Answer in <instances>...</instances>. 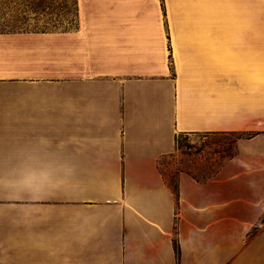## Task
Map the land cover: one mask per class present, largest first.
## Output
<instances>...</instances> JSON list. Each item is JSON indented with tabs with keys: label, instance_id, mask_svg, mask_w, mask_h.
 Returning a JSON list of instances; mask_svg holds the SVG:
<instances>
[{
	"label": "crops",
	"instance_id": "1",
	"mask_svg": "<svg viewBox=\"0 0 264 264\" xmlns=\"http://www.w3.org/2000/svg\"><path fill=\"white\" fill-rule=\"evenodd\" d=\"M207 3L76 0L72 25L0 29V264H264V32L250 9L213 31ZM208 131L255 134L177 199L158 161Z\"/></svg>",
	"mask_w": 264,
	"mask_h": 264
},
{
	"label": "rangeland",
	"instance_id": "2",
	"mask_svg": "<svg viewBox=\"0 0 264 264\" xmlns=\"http://www.w3.org/2000/svg\"><path fill=\"white\" fill-rule=\"evenodd\" d=\"M12 1V0H11ZM201 1V0H200ZM204 2H213V11L215 12L207 21V27L221 29L225 34H228L229 29L234 25L240 26L239 33L248 32V10L252 11V27L256 32H264V0H202ZM6 5V4H2ZM208 5V3H207ZM10 7H15V10L6 13H0V22H15L13 24H0V29H12L19 27H41L52 28L68 26L74 23V18L77 13L76 0H15L9 1ZM207 11L210 7L205 8ZM222 9L224 13H222ZM235 11V13H234ZM237 14V15H236ZM209 15V14H208ZM237 16L236 19L232 18ZM218 19V21H217ZM220 20V21H219ZM217 21V22H216ZM27 22V23H26ZM218 23V25H217ZM222 23V25H220ZM206 140L197 133H185L181 142L185 149H189L186 144L193 147L189 150H195V146H200ZM205 142V141H204ZM205 152L198 154V157H204ZM180 154V158L184 157ZM215 158V157H214ZM164 165L167 172L173 169V166L168 164L169 158L164 160ZM51 189L41 190L42 192L54 191L59 193V185L49 187ZM53 188V189H52Z\"/></svg>",
	"mask_w": 264,
	"mask_h": 264
},
{
	"label": "trees",
	"instance_id": "3",
	"mask_svg": "<svg viewBox=\"0 0 264 264\" xmlns=\"http://www.w3.org/2000/svg\"><path fill=\"white\" fill-rule=\"evenodd\" d=\"M185 132L176 135V150L160 158L158 165L167 185L172 189L175 195L179 196V176L182 172L191 174L197 180H204L215 175L223 164L238 153V143L241 138L251 137L254 132L245 131H208L198 132L204 139L200 146H195V150H189L193 146L186 144L188 150L183 148L181 142ZM204 153V157H198V154ZM180 154L184 157L180 158ZM215 157V158H214ZM169 158L168 164L173 166L170 172H167L164 160ZM176 249L179 252V246L176 242Z\"/></svg>",
	"mask_w": 264,
	"mask_h": 264
},
{
	"label": "bare ground",
	"instance_id": "4",
	"mask_svg": "<svg viewBox=\"0 0 264 264\" xmlns=\"http://www.w3.org/2000/svg\"><path fill=\"white\" fill-rule=\"evenodd\" d=\"M234 13H235V11H234ZM237 15V14H236ZM235 16V15H234Z\"/></svg>",
	"mask_w": 264,
	"mask_h": 264
}]
</instances>
